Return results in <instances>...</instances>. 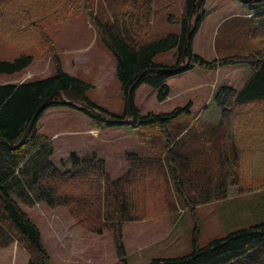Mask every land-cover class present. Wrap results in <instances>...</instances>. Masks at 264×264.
Returning a JSON list of instances; mask_svg holds the SVG:
<instances>
[{
    "label": "trees",
    "instance_id": "16d2710c",
    "mask_svg": "<svg viewBox=\"0 0 264 264\" xmlns=\"http://www.w3.org/2000/svg\"><path fill=\"white\" fill-rule=\"evenodd\" d=\"M13 1L0 0V17L6 15L15 22L7 31L10 30L20 47L33 43L44 51L47 49L54 72L37 80L0 83V248L17 242L28 253L27 264H51L38 226L18 201L29 202L35 196L48 207L66 208L74 223L87 231H111L120 264H128L125 224L173 214L177 206L186 209L195 223L190 252L154 256L143 264H264V220L234 229L200 246L201 217L195 210L199 205L225 199L230 186H241L243 164L250 167L259 164L264 170V0H237L246 8L247 19L245 25L241 23L236 27L240 32L246 31L245 40L253 42L254 47L240 49L248 51L246 53H227L210 60L195 53L192 46L206 15V0L197 3V0H185L179 30L165 36L151 34L153 0H115L118 6L111 7L108 15L95 13L98 0H32L45 2L41 5L42 15L25 26H30L29 29L18 31L13 28L19 27L20 22H28L29 6L6 13L8 4ZM27 1L24 0L21 7ZM49 9L51 12L47 14ZM80 10L87 15L98 40L114 56L115 75L125 100L135 83L126 122H122L126 108L123 114H113L86 95L93 84L64 70L51 39L45 34L47 23L63 21ZM190 14L191 32L185 61L180 64ZM29 33L39 38H29ZM166 52L175 55L174 63L155 60L157 54ZM33 59V54L23 52L12 60H0V73L21 72ZM230 65H246L251 73L238 90L227 85L218 88L213 97L214 104L221 109L216 124L199 122L197 118L186 121L185 115L192 113L190 101L169 111L144 114L135 105V90L141 84L155 89L156 100L161 102L169 94L167 79L195 68L216 70ZM64 100L81 101L121 121H108L91 109L69 105ZM44 101L46 105L26 138L17 145ZM55 106L83 112L96 128L124 124L135 129L152 128L153 132L161 133L164 150L156 155L154 149L158 148L152 138L148 139L147 142L151 141L146 145L148 153H126L127 168L116 177L111 176L105 158L97 153L80 158L73 152L65 169L53 162L54 150L49 143L39 142L37 131L38 119ZM151 133L146 132L145 136L151 137ZM195 142L196 147L204 144L210 151V160L206 149L200 152L193 149ZM35 147L40 150L37 160L32 157ZM262 178L249 182L256 186L261 184ZM161 208L165 209L161 211L164 214L156 215Z\"/></svg>",
    "mask_w": 264,
    "mask_h": 264
},
{
    "label": "rangeland",
    "instance_id": "374dc122",
    "mask_svg": "<svg viewBox=\"0 0 264 264\" xmlns=\"http://www.w3.org/2000/svg\"><path fill=\"white\" fill-rule=\"evenodd\" d=\"M184 1L153 0L151 34L165 36L168 33L177 32ZM22 2L24 0H14L8 4L10 7L6 8L7 13L13 9L21 10L29 6L28 22H20L19 27L13 28L16 31L24 29L32 20L40 19L41 5L45 3L28 0L21 7ZM118 3L115 0H98L97 6H94L95 13L111 14V7L116 8ZM221 4L224 5L223 15H225L222 18L226 17L223 20L218 17L222 14ZM204 7L206 21L197 35L196 46L199 45L202 48L198 50L207 56L208 60L227 53L242 52L243 50L240 49H245L243 47L249 49L254 47L253 42H246V31L240 32V29L236 27L241 23L245 25L247 19L246 8L239 1L206 0ZM50 12V9L46 11L47 14ZM225 20L226 22H223ZM14 23L6 15L3 18L0 17V60H12L23 52L33 54L34 59L31 65L21 72L12 75L0 73V83H19L52 75L54 68L49 51L47 49L44 51L40 49L39 44L33 43L20 47L16 41L14 42L10 30L7 31ZM45 26V34L51 39L53 50L60 57L63 68L71 75H76L93 84L86 95L110 113L123 114L125 99L120 82L115 75L114 56L96 37L93 26L84 11L80 10L64 18L63 21L55 22V24L47 23ZM26 28L29 29L30 26ZM29 38L37 40L39 37L29 33ZM210 38L213 39V49L208 50L207 41ZM210 51L213 53L211 54ZM175 58L172 52H166L157 54L155 60L172 64ZM238 66H241L242 70H236L237 74L227 75V72H224L220 74V79H226L229 76L238 79V75L246 76L250 68L246 65ZM198 70L200 69L195 71ZM181 75H184L180 78L183 83H201V80L195 81L196 74L187 71ZM181 75L169 79L171 97L161 102L156 100L155 89L141 84L134 94V102L140 113L169 111L176 106L185 105L188 102L186 100L191 101L189 98H193L194 101H191L190 107L192 113L185 115V120L193 121L197 118L199 122L218 123L221 109L214 104L213 97L222 82H216V86H212L218 72H212L206 77L207 79L203 78V81L211 84L204 92L198 95L175 96L179 92V87H176L179 85V80L176 79ZM37 131L40 135L39 142L49 143L54 150L51 159L55 164L66 169L71 153L75 152L80 158L90 157L92 153H97L105 158L107 170L113 177L126 170L127 164L124 160L126 153H148L146 145L151 142H147L148 139L152 138L153 145L158 148V150L154 149L156 155L164 150L161 133L153 132L152 128L135 129L125 124L96 128L83 112L68 106L48 108L37 121ZM146 132H152V136H145ZM202 148L206 149L204 144L199 143L196 147L195 142L194 150L197 149L200 152ZM39 152L38 147H35L33 154L31 152L29 156L32 154V157L37 160ZM206 152L210 160L212 157L210 151L206 149ZM261 172L264 170L259 164L251 167L243 164L242 184L237 187L230 186L227 199L212 201L195 208L201 217L198 235L200 246L234 229L254 225L264 219V175ZM261 177L263 178L259 185L254 186L249 182L259 180ZM18 201L33 223L38 226L43 244L50 255L51 264H120L115 253L111 231L104 230L102 233L87 231L74 223L66 208L48 207L35 196L29 199V202L21 199ZM162 208L158 209L155 214L163 215L161 211L165 209ZM194 225L190 213L180 206L176 207L173 214L159 216V218L147 217L140 221L126 223L124 242L128 264H143L154 256L170 257L190 252V239ZM27 261L28 253L17 242L11 243L6 248H0V264H27Z\"/></svg>",
    "mask_w": 264,
    "mask_h": 264
},
{
    "label": "crops",
    "instance_id": "0c3cea01",
    "mask_svg": "<svg viewBox=\"0 0 264 264\" xmlns=\"http://www.w3.org/2000/svg\"><path fill=\"white\" fill-rule=\"evenodd\" d=\"M220 10H221V12H222V14H220L218 17H223V16H225V15H223V12H224V5L223 4H221V6H220ZM219 14V13H218ZM222 15V16H221ZM206 16V15H205ZM221 18H219V19H221ZM226 18V17H225ZM225 18H222V20L223 19H225ZM221 20V21H222ZM205 21H206V19L204 18V20H203V22L201 23V26H200V28H199V31L195 34V36H194V38H193V42H192V46H193V51L195 52V53H197V54H199L200 56L202 55V56H204L203 54H201V52L198 50V49H202L199 45V47L198 46H196V38H197V35H198V33H200L201 32V29H202V27H203V25H204V23H205ZM214 23H215V21H214ZM213 23V24H214ZM212 45H213V39H208V41H207V49L208 50H211V49H213L212 48ZM211 52V54L213 53V51H210ZM206 59H207V56H204ZM209 58H210V56H208ZM212 57V56H211ZM198 69V68H197ZM197 69H192V70H190V71H188L189 73L191 72V73H193V74H196L197 75V78H195V81H197V80H201V83L200 82H184L183 83V80H181L180 78H182L184 75H181L180 77H178V79H176V80H179V85H177L176 87H179V92L175 95V96H177V95H186V94H195V95H198V94H200L201 92H204L205 90H206V88L207 87H209V85H211V84H208V81H203L204 79H207L206 77L207 76H210V74H212V72H218V75H217V77H216V79H215V82L213 83V87H215L216 86V82H222L218 87H220V86H223V85H227V86H230V87H232V88H234V89H236V90H238V89H240L242 86H243V84H244V82H245V80L247 79V77L250 75V70L248 71V73H247V75L246 76H239L238 75V79H235L234 77L232 78L231 76H229L228 78H226V79H220L221 77H220V74H223L224 72H227L226 74L228 75V74H237V73H235L236 72V70H239L240 69V71L242 70V67L241 66H238V65H230V66H223V67H219V68H217L216 70H203V71H200V70H198V71H195V70H197ZM244 70H245V68H243ZM65 70V69H64ZM227 70V71H226ZM66 71V70H65ZM183 74V73H182ZM176 76V75H175ZM201 78V79H200ZM204 78V79H203ZM170 79V78H169ZM169 79H167V81H166V83L168 84V86H169V94H168V97L165 99V100H167V99H169L171 96V94H170V92H171V86H170V84L168 83V81H169ZM204 82L206 83V84H204ZM211 86V87H212ZM178 89V88H177ZM194 96V95H193ZM195 98V97H194ZM191 101H194L193 100V98H189ZM164 101V100H163ZM186 101H189V100H186ZM190 101V102H191ZM192 111V110H191ZM219 112H221V111H219ZM219 118H220V113H219ZM219 120V119H218ZM218 120L216 121V122H218ZM228 197H226L225 199H227ZM223 200V199H222ZM259 209H261V208H259ZM264 220V219H263ZM263 220H260V221H263Z\"/></svg>",
    "mask_w": 264,
    "mask_h": 264
},
{
    "label": "water",
    "instance_id": "95a60500",
    "mask_svg": "<svg viewBox=\"0 0 264 264\" xmlns=\"http://www.w3.org/2000/svg\"><path fill=\"white\" fill-rule=\"evenodd\" d=\"M200 0H197V2H199ZM195 3V4H196ZM191 17L192 15L190 14L189 15V20H188V24H187V28H186V35H185V39H184V45H183V50H182V53H181V56H180V59H179V63H183L185 61V49H186V44H187V39L190 35V32H191ZM135 84V83H134ZM134 84L129 88L128 90V93H127V97H126V100H125V108H126V115H125V118L122 120V122H126L130 116V107H131V100H132V90H133V87H134ZM66 101L67 104L69 105H76V106H80V107H83V108H87V109H91L93 111H95L96 113H98L102 118L108 120V121H121V119H118V118H113V117H110L108 115H105L99 111H96L94 110V108L90 107L89 105L81 102V101H77V100H64ZM46 105V101H44L37 109L36 111L34 112L30 122L28 123L26 129H25V132L23 133L22 137L20 138V140L18 141L17 145H19L27 136V134L29 133L32 125L34 124V121L38 115V113L45 107ZM6 142V141H5Z\"/></svg>",
    "mask_w": 264,
    "mask_h": 264
}]
</instances>
